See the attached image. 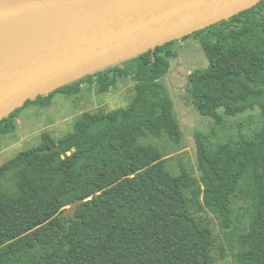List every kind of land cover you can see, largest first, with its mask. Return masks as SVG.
Returning a JSON list of instances; mask_svg holds the SVG:
<instances>
[{
  "label": "trees",
  "instance_id": "obj_1",
  "mask_svg": "<svg viewBox=\"0 0 264 264\" xmlns=\"http://www.w3.org/2000/svg\"><path fill=\"white\" fill-rule=\"evenodd\" d=\"M192 34L209 62L186 85L196 109L218 125L221 110L259 108L264 119V0ZM177 39L25 102L48 106L56 93L78 94L84 84L107 92L118 78L136 82L128 106L85 111L71 132L44 131L40 144L0 165V264H215L225 247L207 212L224 229L234 264H264V121L252 136L214 141L197 132L199 176L165 158L183 139L161 81ZM18 110L0 120V135L15 129ZM163 139L169 144L155 142ZM238 201L248 215L240 225Z\"/></svg>",
  "mask_w": 264,
  "mask_h": 264
},
{
  "label": "water",
  "instance_id": "obj_2",
  "mask_svg": "<svg viewBox=\"0 0 264 264\" xmlns=\"http://www.w3.org/2000/svg\"><path fill=\"white\" fill-rule=\"evenodd\" d=\"M259 1L0 0V120L28 99ZM80 202L70 205L76 209Z\"/></svg>",
  "mask_w": 264,
  "mask_h": 264
},
{
  "label": "rangeland",
  "instance_id": "obj_3",
  "mask_svg": "<svg viewBox=\"0 0 264 264\" xmlns=\"http://www.w3.org/2000/svg\"><path fill=\"white\" fill-rule=\"evenodd\" d=\"M177 56L170 62L168 72L161 78L175 104V113L183 132L182 142L170 145L166 139L156 140L160 145H168L165 158L178 168L180 161L187 162L199 176L196 134L202 132L217 141L228 137H239L241 134L252 136L263 124L261 110L255 108L236 116H227L224 111V122L216 124L211 117L202 115L186 95V85L190 74L199 67L208 66L209 62L198 37L191 34L181 37L174 43ZM135 80L132 77L118 78L117 85L107 92H98L96 83L84 84L78 94L71 96L56 93L48 106L24 103L19 107L15 117L16 125L12 132L0 135V165L14 157L18 152L37 146L42 133L48 131L55 138L71 132L75 121L85 111H111L128 106L135 96ZM246 202L238 201L235 221L245 222L248 219ZM74 211L71 205L65 207L64 216ZM214 226L218 243L225 247L224 253L215 252V264H234L233 254L226 247L224 229L212 213L207 212Z\"/></svg>",
  "mask_w": 264,
  "mask_h": 264
},
{
  "label": "bare ground",
  "instance_id": "obj_4",
  "mask_svg": "<svg viewBox=\"0 0 264 264\" xmlns=\"http://www.w3.org/2000/svg\"><path fill=\"white\" fill-rule=\"evenodd\" d=\"M23 4H25V5H26L27 3H23ZM0 32H1V31H0Z\"/></svg>",
  "mask_w": 264,
  "mask_h": 264
}]
</instances>
